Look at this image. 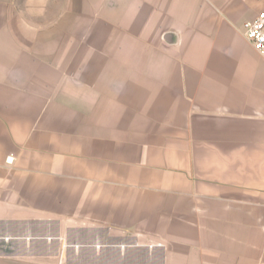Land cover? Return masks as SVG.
<instances>
[{
    "label": "crops",
    "instance_id": "0c3cea01",
    "mask_svg": "<svg viewBox=\"0 0 264 264\" xmlns=\"http://www.w3.org/2000/svg\"><path fill=\"white\" fill-rule=\"evenodd\" d=\"M263 10L0 0V264H264Z\"/></svg>",
    "mask_w": 264,
    "mask_h": 264
},
{
    "label": "built area",
    "instance_id": "2783aa9c",
    "mask_svg": "<svg viewBox=\"0 0 264 264\" xmlns=\"http://www.w3.org/2000/svg\"><path fill=\"white\" fill-rule=\"evenodd\" d=\"M244 35L253 48L264 57V10L258 13L254 19L246 22ZM13 162L14 157H9L6 164L11 165Z\"/></svg>",
    "mask_w": 264,
    "mask_h": 264
}]
</instances>
